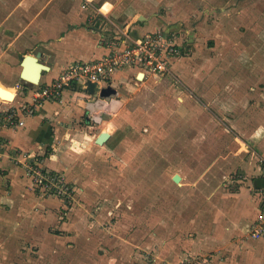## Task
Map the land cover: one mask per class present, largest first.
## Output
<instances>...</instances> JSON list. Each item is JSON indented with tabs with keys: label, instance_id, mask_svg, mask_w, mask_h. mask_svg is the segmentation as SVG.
<instances>
[{
	"label": "rangeland",
	"instance_id": "1",
	"mask_svg": "<svg viewBox=\"0 0 264 264\" xmlns=\"http://www.w3.org/2000/svg\"><path fill=\"white\" fill-rule=\"evenodd\" d=\"M134 2L195 31L187 35L192 49L165 80L132 77V88L117 96L120 109L106 108L101 121L74 103L82 109L71 122L51 126L53 146L33 152L9 149L1 131L26 127L34 112H16L5 125L15 106L0 98V163L10 159L21 184L4 180L0 191V264H258L249 253L198 252L193 234L203 235L199 221L210 218L211 162L238 145L228 123L250 118V108L254 121L264 114V0H130L122 15ZM1 12L0 55L10 40ZM107 124L112 137L102 145L96 140ZM52 156L58 170L48 166ZM38 168L58 172L68 187L50 190ZM182 171L201 180L196 202L172 179Z\"/></svg>",
	"mask_w": 264,
	"mask_h": 264
},
{
	"label": "crops",
	"instance_id": "2",
	"mask_svg": "<svg viewBox=\"0 0 264 264\" xmlns=\"http://www.w3.org/2000/svg\"><path fill=\"white\" fill-rule=\"evenodd\" d=\"M83 1H2L3 8L0 12L3 13L4 18L1 25L6 27V36L10 37V40L0 55V69L3 71L0 82L17 89L16 99L12 102L8 101L11 107H18L25 102L29 103L36 88L55 80L67 66L76 62L91 61L106 53L107 49L102 46L104 35L105 37L107 35L116 37L122 35V31L129 30L133 36L140 37L158 27H163L167 31H179L186 36L195 34L194 30L181 21H176L177 24H166L157 13L150 11L148 4L142 2H134L130 5L126 15H122L130 0H91L87 7L83 6ZM106 1H111L113 4L109 10L103 8ZM98 13L100 16L93 25L91 17ZM192 44L189 39V51L192 49ZM27 54H40V61L49 66V69L42 73L39 83H27L21 77L20 71L23 70V61ZM175 66L176 64L174 68ZM137 72L138 70L134 67L118 70L112 79L104 84L117 91L116 95L110 99L92 96L75 85L66 87L60 99L46 100L37 107L33 111L34 114L27 117L26 127L14 129L7 126L3 128L1 131L3 141L11 150L21 148L30 149L33 152L41 146L43 149V145L48 148L53 146V141L57 138V135L52 136L51 126H55V130L59 129L57 124L59 121L60 123L64 121L65 124L71 122L76 113L82 109V107L75 109L74 103L91 110L92 114L100 117L97 120L101 121L106 108L117 109L119 107L120 109L123 102L121 103L117 96L124 97L132 88V77L144 83L161 82L166 77L159 79L148 75L140 78L141 74ZM18 85H21V88ZM185 96L181 99L188 98V95ZM202 103L204 104V101ZM18 109L20 111V108ZM247 113L250 114V118L243 116L242 118L246 121L244 124L241 121L242 118H234L232 119L233 125L229 123L227 125V130L235 129L238 145L233 148L232 153L221 155L222 159L221 157L216 158L209 166V170L212 169L210 181H214L208 194L205 193L210 199V218L200 219L199 224L203 222L205 232L199 236L193 234V239L200 246L198 252L208 248L210 252L211 250H223L226 253L230 252L233 257L240 256L242 259L249 253L254 259H258V264L262 261L264 264V238H254L250 235V230L262 206L259 189L264 186V171L260 162V157H264V114L258 115L259 119L254 121L253 116L255 115L251 108L247 110ZM19 115H24V112ZM101 127L102 130L99 133L108 131L112 137L109 124ZM108 142L104 141L102 145ZM51 162H53V156L48 160V166L53 170L61 167L60 162L57 163V167L51 166ZM0 164L1 169L2 166L4 168L0 174V191L3 192L4 180L8 182L11 180L12 188L19 187L21 185L18 182L20 172L13 162L5 156L2 157ZM176 173L182 176L181 182H176L172 177L173 181L183 186L184 190L191 189L193 195L191 202H196L198 199L196 195L204 194L202 193L204 187H198L201 182L200 178L191 182L189 177H194L192 173L182 171L175 172L174 175ZM223 189L227 192H221ZM195 211L197 212L196 208ZM195 226H197L196 223ZM206 256L211 260L216 255L209 253Z\"/></svg>",
	"mask_w": 264,
	"mask_h": 264
},
{
	"label": "built area",
	"instance_id": "3",
	"mask_svg": "<svg viewBox=\"0 0 264 264\" xmlns=\"http://www.w3.org/2000/svg\"><path fill=\"white\" fill-rule=\"evenodd\" d=\"M90 3L91 0H84L83 6L87 7ZM99 13L91 17L93 25L96 24ZM105 36L102 37V46L107 49L106 53L91 61L76 62L67 66L55 80L36 88L29 103L25 102L6 111L7 114L3 117L7 123L5 125H8L16 112L27 113L28 108L33 112L46 100L60 99L64 89L70 85L81 88L84 81L92 79L106 87L104 84L109 82L118 70L126 67L136 68L137 74L142 76L163 78L171 73L173 63L189 51V40L186 35L179 31H167L163 27H158L140 37L133 36L129 30L122 31L120 36ZM18 87L21 88V85ZM260 162L264 171V157H260ZM34 172L50 190H59L60 184L68 187L63 181L64 177L58 172L49 173L51 170L45 171L40 168ZM259 194L262 202L261 211L250 230V235L254 238H264V186L259 189Z\"/></svg>",
	"mask_w": 264,
	"mask_h": 264
},
{
	"label": "water",
	"instance_id": "4",
	"mask_svg": "<svg viewBox=\"0 0 264 264\" xmlns=\"http://www.w3.org/2000/svg\"><path fill=\"white\" fill-rule=\"evenodd\" d=\"M39 57L40 54H27L24 57V67L21 71V77L27 83H39L41 81L42 73L49 69V66L46 65L44 62L40 61ZM81 89L92 96L106 97L107 99L114 97L117 93L115 88L111 86L103 87L99 81H95L92 79L84 81L81 85ZM109 135L110 133L108 131H103L101 133V137L97 139L96 142L103 143L109 137ZM181 178L182 176L179 173H176L173 176V179L178 183L181 182Z\"/></svg>",
	"mask_w": 264,
	"mask_h": 264
},
{
	"label": "bare ground",
	"instance_id": "5",
	"mask_svg": "<svg viewBox=\"0 0 264 264\" xmlns=\"http://www.w3.org/2000/svg\"><path fill=\"white\" fill-rule=\"evenodd\" d=\"M112 6H113V4L111 3V1H106L104 3V5H103V8L106 9V10H109ZM140 78H141V75H140ZM16 96H17V89L15 87H8L4 83L0 82V98L6 99V100H9V101H14L16 99ZM102 106L103 105H101V107ZM100 137H101V134H100V136L97 139H99Z\"/></svg>",
	"mask_w": 264,
	"mask_h": 264
},
{
	"label": "trees",
	"instance_id": "6",
	"mask_svg": "<svg viewBox=\"0 0 264 264\" xmlns=\"http://www.w3.org/2000/svg\"><path fill=\"white\" fill-rule=\"evenodd\" d=\"M45 171H47V170H45ZM51 173H55V171L51 170Z\"/></svg>",
	"mask_w": 264,
	"mask_h": 264
}]
</instances>
